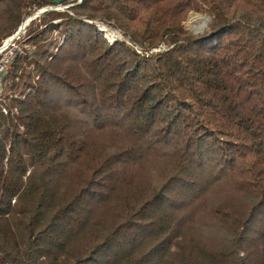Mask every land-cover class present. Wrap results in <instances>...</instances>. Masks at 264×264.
<instances>
[{"label": "trees", "instance_id": "trees-1", "mask_svg": "<svg viewBox=\"0 0 264 264\" xmlns=\"http://www.w3.org/2000/svg\"><path fill=\"white\" fill-rule=\"evenodd\" d=\"M58 1L5 79L0 264H264V0H0V47Z\"/></svg>", "mask_w": 264, "mask_h": 264}, {"label": "rangeland", "instance_id": "rangeland-1", "mask_svg": "<svg viewBox=\"0 0 264 264\" xmlns=\"http://www.w3.org/2000/svg\"><path fill=\"white\" fill-rule=\"evenodd\" d=\"M48 7H52V10H61V11H65V10L68 9V6H63V5H60L59 3H57V5H55V6H48ZM45 8H47V7H45ZM45 8H43V9H45ZM43 9L39 10L38 12L42 11ZM38 12H36V13H38ZM184 25H185V29L188 32H190V34H192L193 36H195V37L202 36V35H205L206 33L209 32V28H210V25H211V17L206 12L191 11L189 13ZM96 26L105 35L106 39L110 43H114L117 40H124V38L122 36V33L117 28L112 27L108 23H105V22H102V21H98V22H96ZM114 32H117V35H114ZM127 43L132 48H134L136 51H141L140 50L141 48L138 45H134L129 40H127ZM28 47L31 48L30 45ZM28 47H26V49H24L26 51L25 54H27L29 51L32 50V48L29 49ZM169 49L170 48L167 45H160L157 49L150 50L149 53H150V55H153V54H158V53L165 52V51H167ZM8 85H9V82L8 83H3V88H5V91L8 92V95L11 94V91L12 92L14 91L15 93H18V92L22 91V84H19L14 89L10 88V87H7Z\"/></svg>", "mask_w": 264, "mask_h": 264}, {"label": "built area", "instance_id": "built-area-1", "mask_svg": "<svg viewBox=\"0 0 264 264\" xmlns=\"http://www.w3.org/2000/svg\"><path fill=\"white\" fill-rule=\"evenodd\" d=\"M22 34L17 35L15 33L0 47V103L8 95L5 88H3V83H5V79L11 71L14 61L18 56L25 55L26 51L24 49L29 46L22 40ZM1 108L4 114L8 113L5 106L2 105Z\"/></svg>", "mask_w": 264, "mask_h": 264}, {"label": "water", "instance_id": "water-1", "mask_svg": "<svg viewBox=\"0 0 264 264\" xmlns=\"http://www.w3.org/2000/svg\"><path fill=\"white\" fill-rule=\"evenodd\" d=\"M58 3L60 4V1H58ZM52 10V7H47L45 9H43L42 11L34 14L33 16L29 17L22 25L21 27L18 29V31L16 32L17 35H21L24 31V29L30 24L31 21H33L34 19L38 18L39 16H41L42 14H44L46 11H50Z\"/></svg>", "mask_w": 264, "mask_h": 264}, {"label": "bare ground", "instance_id": "bare-ground-1", "mask_svg": "<svg viewBox=\"0 0 264 264\" xmlns=\"http://www.w3.org/2000/svg\"><path fill=\"white\" fill-rule=\"evenodd\" d=\"M114 35H117V32H114Z\"/></svg>", "mask_w": 264, "mask_h": 264}]
</instances>
